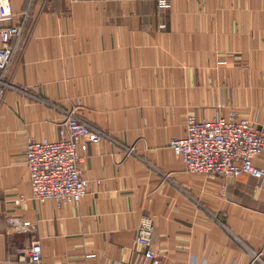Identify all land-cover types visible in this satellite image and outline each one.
I'll use <instances>...</instances> for the list:
<instances>
[{
    "label": "crops",
    "instance_id": "0c3cea01",
    "mask_svg": "<svg viewBox=\"0 0 264 264\" xmlns=\"http://www.w3.org/2000/svg\"><path fill=\"white\" fill-rule=\"evenodd\" d=\"M11 1L26 20L0 99V264L26 263L35 239L48 264H264V178L188 172L169 144L188 115L264 130V0ZM71 110L97 135L87 192L39 202L26 145Z\"/></svg>",
    "mask_w": 264,
    "mask_h": 264
},
{
    "label": "built area",
    "instance_id": "2783aa9c",
    "mask_svg": "<svg viewBox=\"0 0 264 264\" xmlns=\"http://www.w3.org/2000/svg\"><path fill=\"white\" fill-rule=\"evenodd\" d=\"M158 1L162 6L170 4L169 0ZM14 16L12 1L0 0V99L9 84V67L21 47L26 20L16 23ZM92 135L97 137L91 124L71 110L59 122L58 138L29 140L25 155L34 200H54L61 205L82 199L88 188V179L82 170L84 150ZM169 144L188 172L221 176L250 174L264 178V168L255 163V158L264 153V130L251 118L239 116L235 111L213 118L188 115L185 134L173 136ZM15 202L19 204L20 198ZM153 232V221L146 219L140 224L136 238L145 247L148 258L158 255L152 248ZM22 251L28 257L24 264H48L43 260L38 239ZM259 256L255 255L253 260Z\"/></svg>",
    "mask_w": 264,
    "mask_h": 264
}]
</instances>
